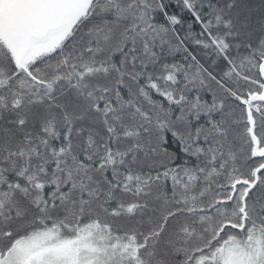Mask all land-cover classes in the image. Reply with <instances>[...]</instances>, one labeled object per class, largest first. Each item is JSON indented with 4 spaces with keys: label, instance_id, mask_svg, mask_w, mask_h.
Returning a JSON list of instances; mask_svg holds the SVG:
<instances>
[{
    "label": "snow or ice",
    "instance_id": "6c2138e0",
    "mask_svg": "<svg viewBox=\"0 0 264 264\" xmlns=\"http://www.w3.org/2000/svg\"><path fill=\"white\" fill-rule=\"evenodd\" d=\"M0 264H264V0H0Z\"/></svg>",
    "mask_w": 264,
    "mask_h": 264
}]
</instances>
